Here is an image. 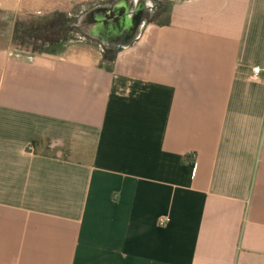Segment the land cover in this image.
Instances as JSON below:
<instances>
[{"label": "crops", "instance_id": "1", "mask_svg": "<svg viewBox=\"0 0 264 264\" xmlns=\"http://www.w3.org/2000/svg\"><path fill=\"white\" fill-rule=\"evenodd\" d=\"M133 1L105 35L107 0H0L87 37L0 47V264H264V0Z\"/></svg>", "mask_w": 264, "mask_h": 264}, {"label": "trees", "instance_id": "2", "mask_svg": "<svg viewBox=\"0 0 264 264\" xmlns=\"http://www.w3.org/2000/svg\"><path fill=\"white\" fill-rule=\"evenodd\" d=\"M166 6L167 15L163 20L155 23L158 26H167L169 24L170 4L167 3ZM25 20L26 22L15 20L11 44L16 45V47H31L33 54L59 55L63 53L67 45L75 40L72 37L66 38L65 35L67 33L70 35L74 34L79 38L78 40L81 38L87 39L77 26V15L53 13L48 16H28ZM148 23H153V21L150 20ZM120 48L113 45H101V66L105 70L109 72L113 70L116 56L121 50Z\"/></svg>", "mask_w": 264, "mask_h": 264}, {"label": "rangeland", "instance_id": "3", "mask_svg": "<svg viewBox=\"0 0 264 264\" xmlns=\"http://www.w3.org/2000/svg\"><path fill=\"white\" fill-rule=\"evenodd\" d=\"M107 1H109V0H107ZM166 4H167V2H165V1H157L156 0L153 3H150V1H148V6L147 7L154 6L153 10H147L146 9L147 8L146 5L143 6V9H144V12H143V20H144V22H143V24H144L145 27H146V24L148 23V21H150V20H152L153 24H155V23H158V22H160L161 20H163L165 18V16L167 15L166 14V8H167ZM105 7H107V5H105ZM116 15H118V13H116ZM25 18L26 17L18 18L16 20H19V21L23 20L21 22H26ZM5 21H7V20H5V16L0 14V47L4 46V44H7L6 43V41L8 40L7 37H10L12 35V29L10 30V28H7V25H5ZM145 27H143L144 28L143 30L146 29ZM79 30H80V28H79ZM142 33H143V31H142ZM67 34L65 35L66 38L67 37L68 38H70V37L75 38V40L72 41L71 43H73V42L75 43V42L78 41V37H76L74 34H72V35H70V34L67 35ZM81 39H83V38H81ZM68 45H70V43ZM11 47H12L13 50L20 51L22 53L33 54L31 52V50H32L31 47H28V48L16 47V45L15 46L12 45Z\"/></svg>", "mask_w": 264, "mask_h": 264}, {"label": "water", "instance_id": "4", "mask_svg": "<svg viewBox=\"0 0 264 264\" xmlns=\"http://www.w3.org/2000/svg\"><path fill=\"white\" fill-rule=\"evenodd\" d=\"M122 13L119 14V16L117 17V15H111V11L109 13V17H108V13H104L103 11H101V17H99L98 15H96V20L99 21V31L102 33V34H109L110 33H113V34H117V33H121L123 32V30L125 29V25L127 24L126 20L128 18V14L130 12V10L128 9V7L125 9V7L122 9L121 11ZM104 13V14H103ZM91 15V13H90ZM93 15V14H92ZM102 15L105 17L102 18ZM126 17L124 18L123 16ZM121 17V18H119ZM130 17V16H129ZM126 45V44H125Z\"/></svg>", "mask_w": 264, "mask_h": 264}, {"label": "flooded vegetation", "instance_id": "5", "mask_svg": "<svg viewBox=\"0 0 264 264\" xmlns=\"http://www.w3.org/2000/svg\"><path fill=\"white\" fill-rule=\"evenodd\" d=\"M133 1V0H132ZM125 0H121V1H117V2H114V1H107L106 5H107V9L106 10H109V11H112L114 10V14L116 15V13H118V15L121 13L123 7H122V3H124ZM130 5V4H129ZM135 5V2L133 1V3H131V10L129 12V16L131 15L132 16H135V18L138 16L137 15V12H136V6L134 7ZM154 8L152 7H148L147 10H153ZM135 11V15L133 14V12ZM131 13V14H130ZM133 14V15H132ZM139 14V13H138ZM142 19H143V13H142ZM125 37H122L121 40L124 41Z\"/></svg>", "mask_w": 264, "mask_h": 264}, {"label": "built area", "instance_id": "6", "mask_svg": "<svg viewBox=\"0 0 264 264\" xmlns=\"http://www.w3.org/2000/svg\"><path fill=\"white\" fill-rule=\"evenodd\" d=\"M259 72H260V69L259 68H253L252 69V74H253L254 77H257V75L259 74ZM169 222H170V219L169 218H166V217L160 218L158 220V225H159V227H165Z\"/></svg>", "mask_w": 264, "mask_h": 264}, {"label": "bare ground", "instance_id": "7", "mask_svg": "<svg viewBox=\"0 0 264 264\" xmlns=\"http://www.w3.org/2000/svg\"><path fill=\"white\" fill-rule=\"evenodd\" d=\"M144 4H145V3H144ZM122 6H124V3H122ZM89 18H91V15L88 16V19H89ZM129 18H130V17L128 16L127 20H128V22L130 23V21H132V20H130ZM91 19H94V17L92 16ZM129 23H128V24H129ZM133 27H134V26H133ZM138 31H139V30H138ZM131 35H132V34H131Z\"/></svg>", "mask_w": 264, "mask_h": 264}]
</instances>
